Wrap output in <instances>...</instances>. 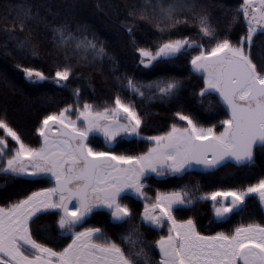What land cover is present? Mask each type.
<instances>
[{"label": "snow or ice", "instance_id": "snow-or-ice-1", "mask_svg": "<svg viewBox=\"0 0 264 264\" xmlns=\"http://www.w3.org/2000/svg\"><path fill=\"white\" fill-rule=\"evenodd\" d=\"M225 14L229 20L223 35L200 0H143L140 7L130 8L132 19L125 21L130 37L140 21L161 34L154 48L137 46L133 38L143 68L190 56V71L202 80L196 96L209 111L213 100L208 98H214L224 117L219 126H204L180 107L167 130L142 135L145 116L136 101H175L183 85L175 77L145 82L127 74L116 78L120 90L102 105L83 99L81 88H73L70 103L39 121L37 146L22 138L6 113L0 114L4 185L9 180L37 179L50 185L0 205V264H264V219L208 234L192 216L177 217L199 202H210L214 222L229 223L247 210L250 198L258 202L264 216V177L246 186L203 192L199 185L156 189L151 196L146 190L153 178L182 180L197 169L209 174L229 164L251 169L257 151L264 154V46L254 55L256 41L264 42V0H241ZM0 19L8 25L0 28L5 55L11 54L10 42L21 53L37 54L36 46L16 32H24L36 20L48 23L46 17L32 6H20L5 8ZM181 25H195L196 38L185 34L174 38L171 33ZM237 26L240 31L233 39L230 33ZM52 33L65 60L56 65L54 74L21 64L16 67L29 83L52 81L68 89L73 77L70 58L86 61L91 55L103 60L105 49L95 38L89 39L80 25L73 28L67 21L53 26ZM100 137L103 150L93 145ZM132 138L144 141L146 150L138 154L113 150ZM130 194L142 202V212H134L124 202ZM101 214L110 217L113 228L122 229L117 238L89 223ZM49 216L53 225L43 224V238H38L33 225ZM147 231L158 238L149 240ZM46 240L64 243L57 246Z\"/></svg>", "mask_w": 264, "mask_h": 264}, {"label": "trees", "instance_id": "trees-1", "mask_svg": "<svg viewBox=\"0 0 264 264\" xmlns=\"http://www.w3.org/2000/svg\"><path fill=\"white\" fill-rule=\"evenodd\" d=\"M155 0H153V3ZM210 11L212 22L215 24L221 35L224 34L225 25L228 23L229 15L226 12L234 10L241 0H200ZM143 0H0V15L5 8L19 9L20 6H32L33 11H39L41 17H46L48 23L36 20L32 22L24 32H16L21 39L29 40L36 46V55L21 53L9 43V55L4 54V49L0 47V114H7L9 123L21 134L22 138L33 146L38 145V136L35 128L45 114L57 110L72 100L71 90L75 87L81 88L83 99L89 102L102 105L120 90L117 77L125 74L135 77L139 81H157L175 77L183 85L180 96L172 102H162L160 100L136 101L137 109L145 116V125L142 135L160 134L167 130L169 124L173 122V112L177 108H184L192 113L204 126L217 124L223 119L222 109L215 103L213 97L212 110L209 111L199 103L196 93L202 86V80L190 71L188 60L190 56H180L178 59L170 60L180 62L183 65L184 73L172 68L165 72H156V67L145 69L139 65L133 45V38L137 46L155 47L160 33L145 22H137V26L132 37L125 31V21L131 20L128 16L130 8L135 5L140 7ZM67 21L73 28L77 25L86 30L89 39L95 38L98 46L105 49L103 60L93 59L89 55L86 61L79 60L78 57H71L70 63L73 65L72 83L68 89L59 88L52 81L32 84L27 81L22 71L16 67L17 64L31 66L43 70L45 73H53L56 65L65 62L62 51L57 49L52 27ZM6 25L0 19V28ZM239 26L235 27L230 35L233 39L239 33ZM197 29L195 25H181L171 34L175 38L178 34L189 35L196 38ZM5 37L0 35V44ZM264 42L257 40L254 55L259 53ZM122 95H130L122 92ZM207 104V101H205ZM93 145L103 150V138H97ZM147 144L136 138L122 140L113 149L117 152L128 154H138L146 150ZM264 177V154L257 153L256 165L251 169H244L229 164L220 168L214 173H190L182 180L167 179L149 180L148 194L154 195L156 189L172 190L183 185H188L191 189L193 185H199L201 192L211 191L217 188H234L246 186L249 182ZM50 186L46 179H37L35 182H24L9 180L4 185L0 178V205L9 199L22 198L29 191L39 187ZM139 213L143 210V204L136 197L130 195L124 201ZM192 216L196 219L201 231L208 234L215 231L228 230L241 222H261L264 216L261 215L258 202L249 199L247 210L241 215L233 216L229 223L219 224L214 222L210 202H199L195 207L178 212L177 217L184 219ZM53 217H42L41 221L33 225V231L38 238H43V224L53 225ZM89 223L91 225L104 228L106 235L115 239L122 229H115L110 223L107 215H94ZM135 223H138L136 221ZM125 227H128L126 225ZM52 228L49 229V232ZM141 231H145L141 228ZM166 231V229H165ZM145 235L149 240L157 237L155 232L147 231ZM49 244L57 246L64 243L63 240H46Z\"/></svg>", "mask_w": 264, "mask_h": 264}, {"label": "rangeland", "instance_id": "rangeland-1", "mask_svg": "<svg viewBox=\"0 0 264 264\" xmlns=\"http://www.w3.org/2000/svg\"><path fill=\"white\" fill-rule=\"evenodd\" d=\"M156 66H157L156 72L157 71L158 72H165V71H168V70H171L172 68H174V69H177L178 71H181L182 73H184L183 65H181L180 62H174L173 63L172 61L169 60V61L164 62V63H159ZM130 195H133V194H130Z\"/></svg>", "mask_w": 264, "mask_h": 264}, {"label": "water", "instance_id": "water-1", "mask_svg": "<svg viewBox=\"0 0 264 264\" xmlns=\"http://www.w3.org/2000/svg\"><path fill=\"white\" fill-rule=\"evenodd\" d=\"M191 173H204V172H202V171H200L199 169H197V170H194V171L191 172Z\"/></svg>", "mask_w": 264, "mask_h": 264}, {"label": "flooded vegetation", "instance_id": "flooded-vegetation-1", "mask_svg": "<svg viewBox=\"0 0 264 264\" xmlns=\"http://www.w3.org/2000/svg\"><path fill=\"white\" fill-rule=\"evenodd\" d=\"M257 153H258V151H257ZM196 174H201V173H196ZM147 184L149 185V182L147 181ZM133 196V195H132Z\"/></svg>", "mask_w": 264, "mask_h": 264}]
</instances>
